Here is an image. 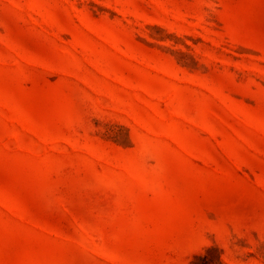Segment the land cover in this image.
I'll return each instance as SVG.
<instances>
[{"label": "rangeland", "instance_id": "1", "mask_svg": "<svg viewBox=\"0 0 264 264\" xmlns=\"http://www.w3.org/2000/svg\"><path fill=\"white\" fill-rule=\"evenodd\" d=\"M0 264H264V0H0Z\"/></svg>", "mask_w": 264, "mask_h": 264}]
</instances>
